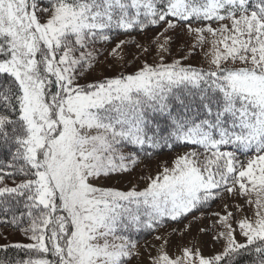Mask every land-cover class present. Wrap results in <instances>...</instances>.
Returning a JSON list of instances; mask_svg holds the SVG:
<instances>
[{
    "label": "snow or ice",
    "instance_id": "6c2138e0",
    "mask_svg": "<svg viewBox=\"0 0 264 264\" xmlns=\"http://www.w3.org/2000/svg\"><path fill=\"white\" fill-rule=\"evenodd\" d=\"M161 22L165 32L186 26L193 47L210 43L209 67L161 58L132 75L77 82L108 30ZM149 113L163 126L157 121L152 131ZM174 143L196 147L143 191L89 182L128 171L124 161L137 157L122 152L127 145ZM0 151L10 155L0 162V223L32 241L12 247L35 254L17 264H125L136 244L118 230L177 220L221 189L254 208V219L238 221L246 243L236 241L228 212L218 221L227 230L222 253L184 249L155 264H230L249 246L255 264H264V0H0Z\"/></svg>",
    "mask_w": 264,
    "mask_h": 264
},
{
    "label": "rangeland",
    "instance_id": "374dc122",
    "mask_svg": "<svg viewBox=\"0 0 264 264\" xmlns=\"http://www.w3.org/2000/svg\"><path fill=\"white\" fill-rule=\"evenodd\" d=\"M192 26L201 27L203 24L194 23ZM211 26L215 28L218 25L212 23ZM166 27L167 25L164 24L159 29L143 34L121 35L110 44L98 41L90 49L98 53L96 60L91 68L77 76V82L86 85L121 75H132L145 63L149 65L161 63V58L167 64L179 60L184 66L206 70L209 67L210 59L206 53L210 52L211 44L206 42L193 47L196 44V36L194 33L189 34L186 26L182 27L178 24L176 28L168 29L165 32ZM107 35L109 38L111 37L109 32ZM205 35L207 36V33ZM166 38L168 40L167 51L162 52L159 45L164 43ZM210 39L211 37H209ZM118 45L119 47H117ZM122 152L129 155L126 150H122ZM185 153L184 150H178L148 162H136L135 164H129L125 160L124 163L128 164V171H117L107 176L93 177L89 182L99 189L140 192L145 190L150 178L159 175L166 167L171 168L173 161ZM239 158L246 159L243 156ZM6 183L11 185L10 180H7ZM217 191L219 194L214 199L198 205L186 216H181L177 220H172L169 217L162 218L169 222L141 243L137 244L133 239H130L135 242L136 247L133 249V255L126 259L125 264H155L161 254H167L170 259L175 260L183 256L184 249L193 252L198 250L204 257L222 253L227 240L221 237L220 233L227 230L218 221L221 216H227L228 212L233 214V218H229V223L234 229L233 235L236 241L246 243V239L241 235L238 227V221L245 217L254 219L253 206L246 203L247 197H240L236 191L232 194L222 189ZM122 203L126 207L132 208V205H128L127 202ZM237 206H239V210H237ZM133 207L135 209V205ZM108 239L111 242L112 238ZM31 242L20 230L0 227V248Z\"/></svg>",
    "mask_w": 264,
    "mask_h": 264
},
{
    "label": "trees",
    "instance_id": "16d2710c",
    "mask_svg": "<svg viewBox=\"0 0 264 264\" xmlns=\"http://www.w3.org/2000/svg\"><path fill=\"white\" fill-rule=\"evenodd\" d=\"M40 4H46L47 0H39ZM173 19L174 18H169ZM162 25H164L163 22L156 26L148 25L143 30H141L139 27H133L132 29H129L127 31L121 30V29H111L107 32L110 33L111 37L105 41V44H110L111 41L115 40L121 35H139L146 33L148 31L159 29ZM192 67V66H191ZM194 68V67H193ZM148 118L152 121L151 129L152 131L155 130L156 122L160 121L161 126H163V122L159 116H156L152 113L148 114ZM149 134H151V131H149ZM196 146L193 145H184V144H173L171 148H168L167 146H164L162 148H156V149H150L145 146L144 149H140L138 147L127 145L126 147L122 148V150H126L129 154H134L137 157V163L142 162H148L151 161L154 158H157L161 155L173 153L178 150H184L186 152H190L195 149ZM10 159L9 153L6 151H0V162L7 161ZM200 159H203V156L201 155ZM20 177H17V180H19ZM10 180V179H9ZM11 181V180H10ZM132 208L134 209L133 205ZM17 215H19L20 211H24L22 206H19L18 208L13 209ZM5 218V213H3L2 210H0V219ZM143 220H146V217H141ZM7 219H11V213L7 214ZM169 221L166 219H163L160 221L159 224L154 223L153 228H147L144 226H141L139 230L136 229H128L127 231H124L123 229L118 230L117 235H123L128 237L129 239H133L137 244L144 241V239L148 238L155 232H157L159 229H161L165 224H167ZM28 224L27 219L25 218L24 226L26 227ZM0 227H7L12 230H19V228H14L11 224H4L0 223ZM253 246H249V249H242L239 253L233 254V258L230 259V264H255L256 260V254L254 251L251 250ZM34 253H29L26 249L21 250L14 247H4L0 248V264H17L18 261H23L28 259L30 256H34ZM222 264H229V260L226 259Z\"/></svg>",
    "mask_w": 264,
    "mask_h": 264
}]
</instances>
